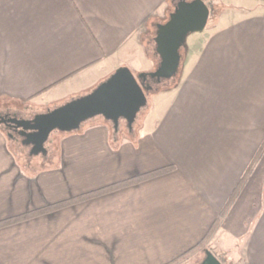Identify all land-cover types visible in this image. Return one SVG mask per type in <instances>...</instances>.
Here are the masks:
<instances>
[{"label":"crops","instance_id":"obj_1","mask_svg":"<svg viewBox=\"0 0 264 264\" xmlns=\"http://www.w3.org/2000/svg\"><path fill=\"white\" fill-rule=\"evenodd\" d=\"M170 6L0 0V111L62 105L123 67L151 71L141 36ZM187 61L135 133L97 117L32 156L0 125V222L171 169L1 228L0 264H171L214 230L207 251L264 264V13L220 22Z\"/></svg>","mask_w":264,"mask_h":264},{"label":"water","instance_id":"obj_2","mask_svg":"<svg viewBox=\"0 0 264 264\" xmlns=\"http://www.w3.org/2000/svg\"><path fill=\"white\" fill-rule=\"evenodd\" d=\"M173 4L169 20L156 26L154 43L158 65L154 72L135 75L129 68H120L81 98L31 120L0 117V125L11 129L22 145L31 147L32 156L47 154L46 144L53 132L79 131L84 123L97 117L112 122L115 130L125 121L132 131L140 112L148 104L146 92L155 91L161 84L179 76L181 52L189 36L203 33L209 22L211 10L204 0H178ZM148 80H152L154 86H147ZM201 264L223 263L208 251Z\"/></svg>","mask_w":264,"mask_h":264},{"label":"rangeland","instance_id":"obj_3","mask_svg":"<svg viewBox=\"0 0 264 264\" xmlns=\"http://www.w3.org/2000/svg\"><path fill=\"white\" fill-rule=\"evenodd\" d=\"M170 1V0H169ZM178 2V0H171V6L168 10V16L163 18L161 21H159L160 24H165L170 17V14L174 11V4ZM191 1V0H189ZM205 3L209 6L211 10V15L209 18V22L207 25L206 30L201 34H193L190 35L187 42L188 46L184 48L181 52L182 54V65H181V70L179 73V76L172 82H165L161 84L157 90L152 91L151 94L148 96V104L145 108L142 109L140 112L134 126L133 130L131 133L137 132V130L141 129V125L143 124L144 120L146 119L147 115L150 113V111L155 107V98L166 93H171L177 88H179L182 80V74L183 70L185 69V66L187 64V60L190 58L191 54L195 52V50L201 46V44L205 41V38L207 37L208 33L212 31L214 28L219 26L220 22H224L226 24H233L238 22L240 19H243L244 17L251 16V15H257L264 13V5L258 1V0H204ZM150 36H145L144 34L141 36L142 41L145 42V56H147L149 59L152 60V62L155 64L153 69L147 73L154 72L157 68L158 65V60L155 57V43H154V38L156 37V27L152 26L151 32L149 33ZM141 74V73H139ZM136 74V75H139ZM112 76V75H111ZM110 76V77H111ZM109 77V78H110ZM108 78V79H109ZM152 83L151 86H154V83L152 80H150ZM91 93V92H90ZM83 97V96H82ZM81 98V97H77ZM76 98V99H77ZM72 101V100H70ZM70 101L63 103L62 105L58 106H50V107H40L38 108L37 106H34L28 101L22 102L21 107L14 108V107H8L7 109H2L0 111V115H3L5 118H18V119H25V120H31L35 116L40 115V114H45L48 113L52 110H55L59 107H62L69 103ZM20 108V109H19ZM87 123V122H86ZM85 124V123H84ZM63 132L60 131H55L51 135V139L57 137ZM18 139H20L18 137ZM21 140V139H20ZM216 230H214L213 234L209 237V239L206 241V243L199 247L196 248L193 252L187 254L182 260L176 262L175 264H199L202 259L206 258V253L208 252V244L209 240L213 237L214 233ZM214 246V245H212ZM210 246L209 250L211 252H215L213 247ZM212 247V248H211ZM232 256H227L221 254L220 255H215L223 264H238L236 261H230V259H233V254ZM202 261V262H203ZM201 262V263H202ZM200 263V264H201Z\"/></svg>","mask_w":264,"mask_h":264},{"label":"trees","instance_id":"obj_4","mask_svg":"<svg viewBox=\"0 0 264 264\" xmlns=\"http://www.w3.org/2000/svg\"><path fill=\"white\" fill-rule=\"evenodd\" d=\"M146 85L147 86H151L152 85V83L150 82V80H148L146 82ZM149 94H151V92H146L147 98H148ZM263 151H264V145L259 150V152L257 154V159H258V157H260V155L262 154ZM170 170H171L170 168L161 169V170H158V171L149 173L147 175H143L141 177L134 178V179L125 181L123 183H119V184L113 185L111 187H106L104 189H101V190L96 191V192H93V193H89L87 195H83L81 197L75 198L73 200H70V201H67V202H64V203H60V204H57V205H53L51 207H48V208H45V209H41L39 211L32 212V213H29L27 215H23V216L14 218V219H9V220L0 222V229L1 228H4V227H7V226H10V225H13V224H16V223H20V222H23V221H26V220L35 218V217H39V216H42V215H45V214H48V213H51V212H55V211L61 210V209L65 208V207H68V206L73 205V204L82 203V202H86V201L95 199L97 197H100V196L109 194V193L114 192L116 190H119L121 188H125V187H128V186L134 185V184H138V183L143 182L145 180H148V179H151V178H154V177H157V176H161L163 174H166ZM242 184H243V181L239 184L238 188L236 189L235 193L233 194V196L231 198V201H230V204L233 203V201H234L235 197L237 196L240 188L242 187ZM210 235H211V233H209V235L205 238V240L201 243V245L199 247L203 246L206 243V241L208 240V238L210 237ZM194 250L195 249L191 250L189 253L193 252ZM189 253H187V254H189ZM187 254H185L184 256H182L179 259L175 260L171 264H175L176 262L182 260Z\"/></svg>","mask_w":264,"mask_h":264}]
</instances>
